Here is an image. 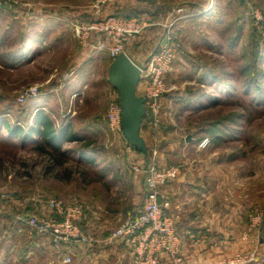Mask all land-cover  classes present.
Returning <instances> with one entry per match:
<instances>
[{"label": "rangeland", "instance_id": "374dc122", "mask_svg": "<svg viewBox=\"0 0 264 264\" xmlns=\"http://www.w3.org/2000/svg\"><path fill=\"white\" fill-rule=\"evenodd\" d=\"M94 2L0 0V243L15 237L17 215L44 213L48 198L86 206L82 226L108 234L141 208L143 169L154 164L176 167L172 180L204 177L208 193L198 201L215 207V215H202L213 237L223 223L238 230L241 244L217 264L234 256L244 259L234 264H264V0H217V12L201 21H182L185 13L175 11L181 17L165 19L164 27L150 10L123 6L105 14L106 4L98 12ZM108 15L146 23L123 47L138 63L166 28L177 45L160 121L142 124L146 154L107 125L109 102L118 97L107 79L112 42L95 30L86 42L75 32ZM28 36L41 45L30 54L22 47ZM32 86L37 94L21 98ZM40 110L65 129L55 147L47 145L54 157L37 149V134L22 139L6 126L27 128ZM70 134L77 138L66 140ZM192 216L179 215L176 225Z\"/></svg>", "mask_w": 264, "mask_h": 264}, {"label": "built area", "instance_id": "2783aa9c", "mask_svg": "<svg viewBox=\"0 0 264 264\" xmlns=\"http://www.w3.org/2000/svg\"><path fill=\"white\" fill-rule=\"evenodd\" d=\"M113 0H95L96 11H101L102 6ZM213 0L204 11H213ZM182 7L173 11L180 12ZM168 25L172 24L168 22ZM167 26V24H165ZM146 27L136 17L122 15H108L92 23L76 25V34L86 42L90 32L95 30L106 35L112 41L106 48L113 58L124 52L125 42L133 35L141 33ZM102 46V45H101ZM103 46L104 43H103ZM172 31L166 28L161 39L142 64H137L141 69L139 83L142 84L141 97L144 98L146 115L152 126L156 127L160 121L162 111V96L166 91V74L171 70L177 51ZM37 94V87H29L21 98ZM122 105L118 97L109 102L106 110L108 128L115 132L121 129ZM206 139L201 140L205 145ZM176 167L161 168L150 164L143 169V185L146 190V201L133 215L116 226L108 235L97 237L82 226L86 218V206L79 203H66L58 198L46 200L47 213H29L17 215L20 220L16 227L18 233L28 229L42 236L49 237L55 255L50 264H70L72 252L70 246L82 243L92 246L94 243L103 245H124L130 253L128 264H159L161 255H167L172 264H186L180 255L183 237L179 233L176 220L166 211L167 202L161 191L163 185L176 175ZM1 199L9 198L8 193H2ZM257 223L260 216L253 218ZM254 224V223H253ZM193 236L191 231H188ZM66 247V250L63 249ZM244 259L239 256L227 258L219 264H234ZM217 264V262H216Z\"/></svg>", "mask_w": 264, "mask_h": 264}, {"label": "crops", "instance_id": "0c3cea01", "mask_svg": "<svg viewBox=\"0 0 264 264\" xmlns=\"http://www.w3.org/2000/svg\"><path fill=\"white\" fill-rule=\"evenodd\" d=\"M211 1L212 0H113L107 3L103 10L105 14H112L114 11L117 13L116 10L118 8L121 9L123 6L134 8L138 12L145 11V13H147L148 10H150V13H152L154 17L161 19L158 24L164 27L162 22L165 19L176 17V15L179 17V15L183 13H185V15H183L182 21L188 22L192 20L193 17L199 18L200 21L207 19L206 16L210 13H206L204 10ZM213 3L212 12L215 14V12H217V0H213ZM163 7L165 11L162 13ZM176 7L183 8L180 14L173 11ZM28 37L29 38L23 42L22 47L24 50L27 49L28 54H30L32 51L35 52L38 48H41V45L37 40H32L30 36ZM134 37H136V35L131 36L125 42L124 46L127 45L129 48V42ZM106 39L112 42L109 38L106 37ZM124 52L136 64H141L132 58L130 50H124ZM142 88V84L138 82L136 92L140 96ZM143 137L146 140L145 136ZM203 179L204 177L201 175H177L175 179H169L161 189L164 195V201L167 202L166 211L173 216L176 221L181 218L179 215H183V213L193 215L189 217L190 223L185 222L183 225L177 226L179 233H181L183 237L181 254L186 264H216L217 257L237 249L241 244V240H238V230L233 226H226L225 223L221 226H217V231L219 232L217 237L211 235L215 228L211 227V224L204 222L203 216L206 213L215 215L214 213H216V210L214 206L206 207L205 205L201 206L199 204L198 200H200L201 195L205 196L206 193H208L206 192L207 186H204L202 183L205 181ZM176 192L186 194L180 199V197L175 198ZM206 198H208V196H206ZM145 201L146 190L141 207L144 205ZM40 211L47 213L48 208L46 207ZM17 225L13 223V225L10 226V230L13 231L12 233L15 237L12 238V240L6 241V247H4L5 243H0V264H50L51 259L55 255L50 238L36 232L30 233L27 229L22 233H18L16 231ZM188 231H191L193 236L187 233ZM207 234L210 235L207 236ZM1 246H3V248H1ZM63 249L66 250V247H63ZM70 250L73 257L70 264H128L130 257L129 250L124 245H103L101 243H94L89 247L82 243H76L70 246ZM159 264H172V262L167 255H161Z\"/></svg>", "mask_w": 264, "mask_h": 264}, {"label": "water", "instance_id": "95a60500", "mask_svg": "<svg viewBox=\"0 0 264 264\" xmlns=\"http://www.w3.org/2000/svg\"><path fill=\"white\" fill-rule=\"evenodd\" d=\"M140 76L141 69L125 52L114 56L107 67L108 82L116 89L122 105V133L131 148L146 154L148 146L141 135L146 107L144 98L136 92Z\"/></svg>", "mask_w": 264, "mask_h": 264}, {"label": "trees", "instance_id": "16d2710c", "mask_svg": "<svg viewBox=\"0 0 264 264\" xmlns=\"http://www.w3.org/2000/svg\"><path fill=\"white\" fill-rule=\"evenodd\" d=\"M146 117H148V115H145V117L143 118V122ZM6 126L8 127L10 132L15 134L16 136L21 137L22 139L29 138L34 134H37L41 137V141L40 143H38L37 149L53 157L54 153H52L53 151L47 149V145L55 147L58 144L59 140H61V137L63 136L65 131L64 128L55 127L51 116L44 113V111L42 110L36 112L34 121L27 128H21L18 126L12 127L8 123H6ZM67 137L68 138L66 140L77 138L75 134H70V136L68 135Z\"/></svg>", "mask_w": 264, "mask_h": 264}]
</instances>
